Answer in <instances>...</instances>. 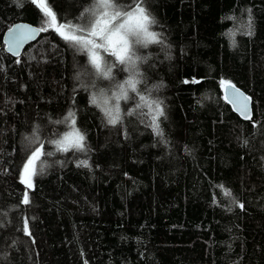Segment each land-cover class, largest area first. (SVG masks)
<instances>
[{
  "label": "trees",
  "instance_id": "1",
  "mask_svg": "<svg viewBox=\"0 0 264 264\" xmlns=\"http://www.w3.org/2000/svg\"><path fill=\"white\" fill-rule=\"evenodd\" d=\"M41 2L79 26L93 0ZM142 3L158 42L136 46L134 72L118 66L101 83L37 3L0 0V264H264V0ZM18 21L47 30L14 57L2 35ZM129 76L137 92L108 125L89 97ZM221 80L250 96V119ZM70 112L85 147L62 152L51 141L72 131ZM34 131L53 155L28 189Z\"/></svg>",
  "mask_w": 264,
  "mask_h": 264
},
{
  "label": "snow or ice",
  "instance_id": "2",
  "mask_svg": "<svg viewBox=\"0 0 264 264\" xmlns=\"http://www.w3.org/2000/svg\"><path fill=\"white\" fill-rule=\"evenodd\" d=\"M38 3V0H32ZM44 13L50 18V27L63 38L64 41L72 48L84 52L87 55L88 63L94 70L93 75L101 82H112L114 80L113 69L118 66L125 71L134 72L136 61L140 59L136 55V46L147 47L150 43H156L157 33L149 30V26L156 23L151 14L143 6L142 0H129L126 5H121L120 0H93L89 8L81 13L83 22L79 26L72 24H57V17L46 3L38 5ZM16 31H9L12 35L9 38L8 51L19 56V48L27 41L33 38L37 32H43L47 29L44 27L35 28L26 25H16ZM247 32L251 35V15L249 10V23ZM111 60V62H110ZM20 61L17 60V63ZM195 82V81H194ZM221 86L226 90H232L230 102L240 111L245 119H250L248 104L250 97L240 92L230 81L221 80ZM138 81L134 76L123 83L115 84V89L110 86L100 87L98 91L93 92L89 97V103L94 105L103 114L108 125H117L121 121L120 101L129 98V91L137 92ZM226 93L225 99H228ZM142 102H146L144 96H140ZM141 105L138 104L139 108ZM149 107L153 108L152 127L158 135H162L157 120L165 115V110L160 102L152 101ZM71 117L72 131L67 132L60 140H52L51 143L57 146L62 152H68L69 149H83L85 147V134L76 128L75 114L69 113ZM35 145L30 154L27 155L20 169L21 183L25 184L28 189L33 188V177L37 175L38 162L40 170H43L42 157L53 155L52 152L45 151V142L38 135L30 138ZM83 166H88L86 160L80 161ZM231 195V192H225ZM29 195L26 191L22 203L28 204ZM243 207V205H240ZM23 231L30 235L28 220H24Z\"/></svg>",
  "mask_w": 264,
  "mask_h": 264
},
{
  "label": "water",
  "instance_id": "3",
  "mask_svg": "<svg viewBox=\"0 0 264 264\" xmlns=\"http://www.w3.org/2000/svg\"><path fill=\"white\" fill-rule=\"evenodd\" d=\"M39 3H42L41 2V0H38V5H39ZM16 25H26V26H30V27H35V28H40V27H38V26H36V25H34V24H31V23H29V22H25V21H18V22H15V23H13L9 28H7L5 31H4V33H3V35H2V42H3V44H4V49H5V51L8 53V54H10V55H12V56H14V57H16L17 55H14L12 52H9L8 51V43H9V38H10V36L12 35V33L9 31V29H12V31L14 32V31H16V29H15V26ZM39 34H40V32H37L34 36H33V38L32 39H30V40H27L20 48H19V55L22 53V51H23V49L25 48V46L26 45H28V44H30V43H32L33 41H35L37 38H38V36H39ZM232 84V83H231ZM234 85V84H233ZM235 87L237 88V89H239L240 90V92L241 93H243L245 96H247V97H250L247 93H245L243 90H241L239 87H237L236 85H235ZM226 93H227V95H228V99H225V95H226ZM223 97H224V99L229 103V105L231 106V108H232V110L242 119V120H247V119H245L244 118V116L243 115H241V113H240V111H237V109L233 106V104L230 102V100H231V98H232V90L231 89H225L224 87H223ZM248 109H249V113H250V118L252 117V114H253V107H252V100H251V98H250V101H249V104H248Z\"/></svg>",
  "mask_w": 264,
  "mask_h": 264
}]
</instances>
